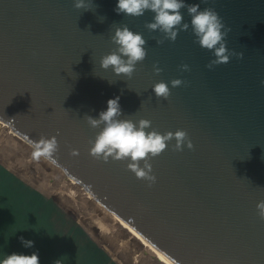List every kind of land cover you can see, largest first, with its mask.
Wrapping results in <instances>:
<instances>
[{
  "label": "water",
  "instance_id": "95a60500",
  "mask_svg": "<svg viewBox=\"0 0 264 264\" xmlns=\"http://www.w3.org/2000/svg\"><path fill=\"white\" fill-rule=\"evenodd\" d=\"M213 8L231 31L226 64L195 42L191 25L175 42L146 27L154 13L117 14L118 0H0V123L30 146L55 135L45 159L127 223L172 264H264V0H183ZM190 24L187 9H181ZM143 35L147 55L131 78L100 66L117 47L116 27ZM156 64L162 69L157 75ZM187 64L188 71L180 65ZM184 83L172 88L171 80ZM168 83L167 100L153 86ZM112 82V83H110ZM116 96L123 116L161 134L185 130L194 148L151 158L155 183L128 160L94 159L98 118ZM31 147V146H30ZM73 149L79 154L71 155ZM143 166V162H141ZM34 241L25 248L19 237ZM38 252L39 264H116L52 199L0 164V259Z\"/></svg>",
  "mask_w": 264,
  "mask_h": 264
},
{
  "label": "clouds",
  "instance_id": "9594fccd",
  "mask_svg": "<svg viewBox=\"0 0 264 264\" xmlns=\"http://www.w3.org/2000/svg\"><path fill=\"white\" fill-rule=\"evenodd\" d=\"M206 3L207 0H202ZM74 7L86 9L84 0H75ZM187 9L191 17L190 24L184 22L181 9ZM114 11L117 14L123 13L126 16L140 17L146 11L154 13L153 20L147 22L145 27L151 31H159L163 34V39H156L157 44H163L164 40L175 42L180 31H187L191 25L192 32L196 37L195 42L200 47L213 52L215 59H212L206 67L212 69L214 66L226 64L230 61V56L243 59V52L229 51L226 37L231 31L227 28L213 8L200 9L199 4H185L183 0H118ZM111 41L117 47L109 54L103 56L100 66L107 70L112 68L116 76L124 75L132 77L136 70V65L142 62L146 55V40L140 33L131 31L126 24L116 27ZM182 71H188L187 64L180 65ZM154 72L158 75L162 69L156 64L153 65ZM112 83V82H110ZM172 88L181 86L184 82L181 79L171 80ZM264 84V81H262ZM155 97L167 100L170 96L168 83L163 81L155 83L153 86ZM120 97L116 96L107 101V109L99 113L98 118L86 115L88 124L93 129H101L95 137L89 154L94 159H102L108 162L128 160L127 169L135 174L137 179L149 182L151 186L156 181L153 175V165L151 158L159 156L166 150L171 141L173 151H183L185 145L189 150L194 148L192 140L185 130L167 131L161 134L156 129L146 131L151 128V121L140 119L133 122L130 119H120L123 116L119 103ZM33 159H49L58 151L59 144L55 135L45 137L40 135L38 140L30 142ZM79 152L73 149L71 155L76 156ZM143 162V166H141ZM258 216L264 220V200L257 203ZM21 244L25 248L34 247V241L19 237ZM0 264H39L38 252L31 255L12 253L0 259ZM54 264H62L61 260H56Z\"/></svg>",
  "mask_w": 264,
  "mask_h": 264
},
{
  "label": "rangeland",
  "instance_id": "374dc122",
  "mask_svg": "<svg viewBox=\"0 0 264 264\" xmlns=\"http://www.w3.org/2000/svg\"><path fill=\"white\" fill-rule=\"evenodd\" d=\"M0 137L3 139L0 143V164L25 183L52 199L85 229L116 264H132L122 251L129 249L123 243L126 237L117 234L101 213L93 211L92 204L87 202V199L68 179L52 172L44 164L33 159L32 154L19 144L10 142L2 134Z\"/></svg>",
  "mask_w": 264,
  "mask_h": 264
},
{
  "label": "bare ground",
  "instance_id": "6f19581e",
  "mask_svg": "<svg viewBox=\"0 0 264 264\" xmlns=\"http://www.w3.org/2000/svg\"><path fill=\"white\" fill-rule=\"evenodd\" d=\"M0 134H2L6 139L14 144H19L24 150L32 154V147L26 144L21 138L15 135L12 131L6 128L0 123ZM40 163L44 164L52 172L68 179L64 174H62L58 169L51 164H48L45 159H39ZM87 199L89 204H92L93 211L101 213V215L109 221V226L115 229L117 234H122L126 239L123 243L130 249L122 250L124 254L128 257L132 264H172V262L167 259L162 253L155 249L151 244H149L141 235L134 231L127 223H125L118 216L103 207L102 204L93 199L89 194L85 193L76 183L68 179ZM134 250V251H131Z\"/></svg>",
  "mask_w": 264,
  "mask_h": 264
},
{
  "label": "built area",
  "instance_id": "2783aa9c",
  "mask_svg": "<svg viewBox=\"0 0 264 264\" xmlns=\"http://www.w3.org/2000/svg\"><path fill=\"white\" fill-rule=\"evenodd\" d=\"M3 141V139H1V137H0V143ZM156 264H160V263H158V262H156Z\"/></svg>",
  "mask_w": 264,
  "mask_h": 264
}]
</instances>
